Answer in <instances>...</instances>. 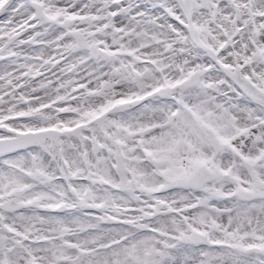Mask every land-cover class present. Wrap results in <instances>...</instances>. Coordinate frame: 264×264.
I'll return each mask as SVG.
<instances>
[{
    "label": "snow or ice",
    "instance_id": "obj_1",
    "mask_svg": "<svg viewBox=\"0 0 264 264\" xmlns=\"http://www.w3.org/2000/svg\"><path fill=\"white\" fill-rule=\"evenodd\" d=\"M0 264H264V0H0Z\"/></svg>",
    "mask_w": 264,
    "mask_h": 264
}]
</instances>
